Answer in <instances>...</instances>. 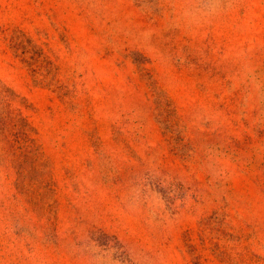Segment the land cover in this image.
<instances>
[{
    "label": "rangeland",
    "instance_id": "1",
    "mask_svg": "<svg viewBox=\"0 0 264 264\" xmlns=\"http://www.w3.org/2000/svg\"><path fill=\"white\" fill-rule=\"evenodd\" d=\"M0 264H264V0H0Z\"/></svg>",
    "mask_w": 264,
    "mask_h": 264
}]
</instances>
